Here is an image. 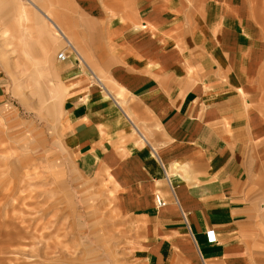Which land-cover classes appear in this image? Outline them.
Instances as JSON below:
<instances>
[{
	"label": "crops",
	"instance_id": "obj_1",
	"mask_svg": "<svg viewBox=\"0 0 264 264\" xmlns=\"http://www.w3.org/2000/svg\"><path fill=\"white\" fill-rule=\"evenodd\" d=\"M25 1L67 30L55 39L36 13L41 61L58 43L76 53L64 67L70 152L141 210L142 264H264V172H249L245 104L262 38L248 0Z\"/></svg>",
	"mask_w": 264,
	"mask_h": 264
},
{
	"label": "rangeland",
	"instance_id": "obj_2",
	"mask_svg": "<svg viewBox=\"0 0 264 264\" xmlns=\"http://www.w3.org/2000/svg\"><path fill=\"white\" fill-rule=\"evenodd\" d=\"M41 1L52 8L51 0ZM248 3V17L262 38L245 96L253 131L249 172L255 179L264 172V0ZM22 4L31 19L19 16ZM36 13L25 0H0V264H142L141 210L121 204L128 194L120 197L109 176H84L70 152L63 97L68 61L60 62L57 54L76 53L64 42L48 61L23 51L25 40L41 52Z\"/></svg>",
	"mask_w": 264,
	"mask_h": 264
},
{
	"label": "bare ground",
	"instance_id": "obj_3",
	"mask_svg": "<svg viewBox=\"0 0 264 264\" xmlns=\"http://www.w3.org/2000/svg\"><path fill=\"white\" fill-rule=\"evenodd\" d=\"M34 6L37 8V11H39V13L41 14V15H43V17H44V19L43 20H45L44 21V23L46 24V26L48 27V29L50 30V32L52 33V36H54L55 37V39H57V40H59L61 37H62V35L63 36H65L68 40H70V38H69V35H68V33H67V30L64 28V27H62L61 25H59L57 22H56V20H55V18H54V15H53V13H52V11H50V10H43L42 8H40V7H38V6H36V4L34 3ZM28 10L29 9H25V7H23L22 9H21V12H22V20L24 21H26V20H29V16H28ZM35 17H37V18H39L38 17V15H36L35 14ZM31 19V18H30ZM40 19H41V17H40ZM23 43L24 44H22V48H23V51L25 52V54L27 55V56H29V58H31L32 59V57L33 58H35V52H36V50H34V48H35V46H34V48H29V45L25 42V40L23 41ZM49 43V42H48ZM71 43V42H70ZM48 45H51L50 43L48 44ZM39 48H40V50L42 51V49L44 48V44H43V46H42V44H40L39 45ZM40 54H44L43 52L41 53V52H39ZM34 55V56H33ZM44 56V55H43ZM41 57V56H40ZM44 58V57H43Z\"/></svg>",
	"mask_w": 264,
	"mask_h": 264
},
{
	"label": "built area",
	"instance_id": "obj_4",
	"mask_svg": "<svg viewBox=\"0 0 264 264\" xmlns=\"http://www.w3.org/2000/svg\"><path fill=\"white\" fill-rule=\"evenodd\" d=\"M58 60L59 61H66L69 57L67 49L61 50L57 54ZM155 200H156V205L157 207H162L164 205V201L160 198L158 194L155 195ZM208 240L211 242L216 241V237L214 235V232L212 230L207 232Z\"/></svg>",
	"mask_w": 264,
	"mask_h": 264
}]
</instances>
